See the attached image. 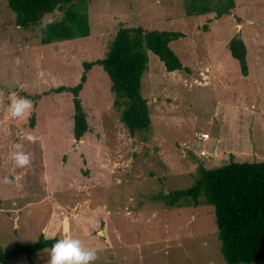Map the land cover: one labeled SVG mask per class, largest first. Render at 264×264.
<instances>
[{
	"label": "rangeland",
	"instance_id": "obj_1",
	"mask_svg": "<svg viewBox=\"0 0 264 264\" xmlns=\"http://www.w3.org/2000/svg\"><path fill=\"white\" fill-rule=\"evenodd\" d=\"M87 17V36L40 44L45 15L24 29L0 0L1 249L47 231L96 249L93 264H227L211 205L166 207L153 196L189 186L198 165L220 166L232 148L247 152L237 162L264 156V0H234L218 18L186 15L183 0H87ZM134 25L179 32L168 45L182 68L166 72L146 51L140 93L151 122L130 136L112 104L106 73L93 65L78 95L88 129L74 146L71 94L50 93L34 103L22 92L75 84L82 61L103 57L117 28ZM234 35L246 47V75L227 48ZM14 96L32 102V127L29 118L9 117ZM20 129L39 139L19 141ZM201 132L205 142L196 139ZM14 141L30 154L29 167L11 160ZM5 176H19L22 187L3 183ZM50 252L40 249L29 261L48 264ZM5 264L29 262L19 255Z\"/></svg>",
	"mask_w": 264,
	"mask_h": 264
},
{
	"label": "trees",
	"instance_id": "obj_2",
	"mask_svg": "<svg viewBox=\"0 0 264 264\" xmlns=\"http://www.w3.org/2000/svg\"><path fill=\"white\" fill-rule=\"evenodd\" d=\"M6 5L13 12V23L24 29L38 24L45 14L60 12L58 17L62 16V19L49 24L46 30L38 27L40 44L82 38L89 33L87 0H6ZM183 7L186 15L213 13L218 18L231 11L234 0H183ZM180 35L176 31L146 29L140 25L120 26L103 57L82 61V71L75 84H60L37 93L22 92V95L35 103L50 93L69 92L73 109L72 136L77 140L88 129L78 95L88 70L99 65L108 77L112 104L118 110L119 120L133 136L136 131L147 129L151 122L147 100L140 93V80L147 63L146 51L162 62L166 72L179 70L182 63L168 43ZM227 48L237 61L240 73L246 75V47L240 36L231 37ZM28 124L30 127L34 124L33 112ZM153 198L166 207L211 205L219 250L227 264H253L264 258V160L237 162L229 155L227 162L211 169L198 165L189 186L159 192ZM58 239L61 238L46 239L40 234L31 243L15 242L7 251L0 247V264L19 255H24L29 264H33L29 256L43 248L51 250Z\"/></svg>",
	"mask_w": 264,
	"mask_h": 264
},
{
	"label": "clouds",
	"instance_id": "obj_3",
	"mask_svg": "<svg viewBox=\"0 0 264 264\" xmlns=\"http://www.w3.org/2000/svg\"><path fill=\"white\" fill-rule=\"evenodd\" d=\"M57 19H62V16L56 17L55 15L45 14V18L40 23V28L46 30L47 26L56 23ZM41 37L43 38V33H41ZM32 109L33 104L30 100L14 96L9 104V117L13 120H27ZM17 137L19 141L27 140L30 143H36L39 139L33 133L25 132L23 129L17 132ZM11 149L10 158L16 167L27 168L30 166L31 156L24 151L23 143L14 141ZM19 181V176L15 178L5 176L3 178V183H15L16 187L21 188L22 185ZM44 235L46 239L49 238L47 231ZM50 256L48 264H93L98 259L96 249L86 247L82 240L71 236L56 240L52 245Z\"/></svg>",
	"mask_w": 264,
	"mask_h": 264
},
{
	"label": "crops",
	"instance_id": "obj_4",
	"mask_svg": "<svg viewBox=\"0 0 264 264\" xmlns=\"http://www.w3.org/2000/svg\"><path fill=\"white\" fill-rule=\"evenodd\" d=\"M217 150L214 149L212 151V154H216ZM247 152L245 151V148L239 147L237 148H232L231 150H228V154L231 155V158L234 159L236 156H238L239 158L241 156H244ZM255 152L252 151V156H254ZM229 157V156H228ZM258 160H264V156H259V158H257ZM256 160V161H258ZM44 236V235H43Z\"/></svg>",
	"mask_w": 264,
	"mask_h": 264
},
{
	"label": "built area",
	"instance_id": "obj_5",
	"mask_svg": "<svg viewBox=\"0 0 264 264\" xmlns=\"http://www.w3.org/2000/svg\"><path fill=\"white\" fill-rule=\"evenodd\" d=\"M196 139L199 140V141L205 142L208 139V135L206 133H204V132L197 133L196 134ZM199 154L203 155L204 154V150H200Z\"/></svg>",
	"mask_w": 264,
	"mask_h": 264
},
{
	"label": "water",
	"instance_id": "obj_6",
	"mask_svg": "<svg viewBox=\"0 0 264 264\" xmlns=\"http://www.w3.org/2000/svg\"><path fill=\"white\" fill-rule=\"evenodd\" d=\"M78 143V140H75L74 146Z\"/></svg>",
	"mask_w": 264,
	"mask_h": 264
}]
</instances>
